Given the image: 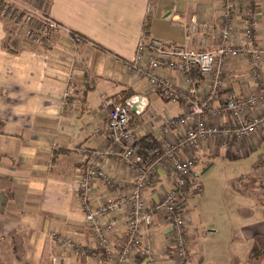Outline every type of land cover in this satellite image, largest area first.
Returning a JSON list of instances; mask_svg holds the SVG:
<instances>
[{"label": "crops", "instance_id": "crops-1", "mask_svg": "<svg viewBox=\"0 0 264 264\" xmlns=\"http://www.w3.org/2000/svg\"><path fill=\"white\" fill-rule=\"evenodd\" d=\"M256 1L255 35L249 45L264 46V0ZM4 3L21 11L31 8L53 19L58 28L43 40L13 37L0 14V264H52V256L63 264H111L76 191L88 164L98 165L112 178V186L102 178L93 182L91 202L96 209L124 196L135 177L119 157L103 154L109 146L105 100L117 103L132 92L127 99L130 125L139 139L152 135L159 141L166 119L187 110V97L205 98L209 76H194L192 92L184 73L159 71L179 88L178 102H171L161 88L129 68L137 43L146 35L185 45L186 25L196 20L209 26L199 25L189 45L213 48L221 0H0V5ZM243 33L240 23L234 22V47L244 44ZM263 90L264 53L257 67L249 53L229 54L223 64V86L211 103L217 106L229 94ZM263 112L264 99L248 116ZM208 119L224 123L226 116ZM187 127L172 128L167 137L176 139ZM230 140L225 144L222 137H211L179 150L181 158H195L192 176L197 181L195 167L211 157H217L212 165L234 169L213 193L212 218H207L204 184L194 191L200 200L185 210L186 264H264V124L249 136ZM173 182L168 163L158 165L145 189L146 201L158 202ZM126 213L121 208L101 218L115 220L109 233L115 251L126 238ZM53 232L72 237L74 247L56 242ZM146 240L156 251L158 264H172L170 223L164 213L155 214ZM142 260L143 254L137 253L128 264H143Z\"/></svg>", "mask_w": 264, "mask_h": 264}, {"label": "built area", "instance_id": "built-area-1", "mask_svg": "<svg viewBox=\"0 0 264 264\" xmlns=\"http://www.w3.org/2000/svg\"><path fill=\"white\" fill-rule=\"evenodd\" d=\"M256 2V0H221V22L216 28V46L213 48H207L202 43L198 48L189 45L200 25L196 20L186 25L187 44L185 45L168 44L146 35L139 39L129 68L145 76L154 87L161 88L169 101L178 102L179 88L168 78L160 76L159 71L177 70L184 73L185 81L192 92H196V82L192 76L193 68L209 76L208 92L205 98L199 101L187 97V110L180 116H169L162 124L159 146L155 149L154 158L145 159L135 148L139 138L136 130L130 125L129 104L105 100V106L108 108L106 129L109 146L103 154L119 157L126 167L134 171L135 177L124 196L110 200L96 209L91 202L93 182L96 178H102L112 186V178L98 165L88 164L79 176L76 191L98 246L105 251L111 264H128L137 253L143 254V264H158L157 253L152 244L146 240L148 228L157 213H164L170 223L172 264H186L189 248V232L185 218L187 197L191 192L199 190V183L192 176L195 158L183 159L179 155V150L185 147H197L202 141L211 137H222L223 142L228 144L230 139L249 136L263 127L264 112L252 116H248V112L263 101L264 90L259 94L245 96L229 94L217 106L211 103V100L217 98L223 86V64L226 56L249 53L252 65L254 67L259 65L264 46L253 45V43L249 45L253 42L255 35L254 6ZM34 15L36 13L31 8L24 9L22 22L29 24L32 19H35ZM38 16L43 18V22H39L41 28L37 29V32L28 28L26 40L46 39L58 28L57 22L53 19L44 15ZM22 22L19 21L16 24L19 27L26 26ZM234 22L240 23L244 29L245 42L239 47H234L231 43ZM200 26L207 28L209 25L203 23ZM35 33L40 34L34 36ZM76 39L79 40V37ZM212 115H225L226 120L224 123L210 122L208 117ZM184 125L188 126L187 129L180 132L176 139L167 137L172 128ZM163 163H168L174 182L158 202L150 203L145 199V189L158 165ZM121 208H126L128 230L124 242L115 251L109 239L115 220L109 219L103 222L101 218ZM51 237L62 246L74 247V241L70 236H60L53 232ZM52 264H63V261L57 256H52Z\"/></svg>", "mask_w": 264, "mask_h": 264}, {"label": "rangeland", "instance_id": "rangeland-1", "mask_svg": "<svg viewBox=\"0 0 264 264\" xmlns=\"http://www.w3.org/2000/svg\"><path fill=\"white\" fill-rule=\"evenodd\" d=\"M0 14L5 18V20L8 23L9 31L13 32V37L21 36L22 38H25L26 30L28 28H31V30L37 32V29L41 28L39 22L43 20V18L39 17L38 14L34 15L35 19H32V21L29 22V24H26L22 22L24 11H21L19 9H16L12 4L4 3L0 5ZM40 18V20H38ZM22 22V24L26 26L19 27L16 23ZM43 22V21H42ZM40 34V33H38ZM34 34V36L38 35ZM33 36V35H32ZM211 157L209 158L208 163H199L195 168L197 171L198 176V183L204 184L205 186V192H206V199L208 202L205 204V208L208 206V210L210 214L207 218H212V212H213V193L217 190L219 187V182H223L224 178L228 175L232 174V167L225 166L224 164H216L212 165V162L216 160L217 157ZM195 192H191L189 196L187 197V209L192 208L193 206L196 207L199 205V194L193 195ZM217 206L215 208L216 212Z\"/></svg>", "mask_w": 264, "mask_h": 264}, {"label": "trees", "instance_id": "trees-1", "mask_svg": "<svg viewBox=\"0 0 264 264\" xmlns=\"http://www.w3.org/2000/svg\"><path fill=\"white\" fill-rule=\"evenodd\" d=\"M200 74L197 68H193L192 76ZM124 97L116 100L117 103L128 104L127 99L132 95V92L128 91ZM159 146V142L152 135L142 136L136 143L135 148L145 159H151L155 157V149Z\"/></svg>", "mask_w": 264, "mask_h": 264}]
</instances>
